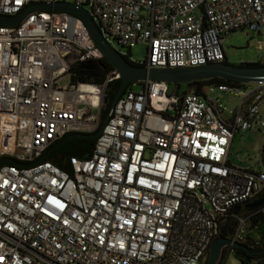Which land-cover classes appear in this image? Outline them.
Wrapping results in <instances>:
<instances>
[{"label": "built area", "instance_id": "built-area-1", "mask_svg": "<svg viewBox=\"0 0 264 264\" xmlns=\"http://www.w3.org/2000/svg\"><path fill=\"white\" fill-rule=\"evenodd\" d=\"M56 3L89 12L124 58L117 48L145 44L136 64L147 69L223 63L226 36L264 28V0H0V16ZM103 59L68 13L36 11L0 27V161H11L0 165V264H204L225 229L222 264L264 215V204L246 208L264 196V169L229 163L237 133L264 131V82L202 95L130 85L89 158H70L67 171L40 161L64 137L99 131L119 75L76 83L71 73L101 72ZM213 90L237 105L227 111Z\"/></svg>", "mask_w": 264, "mask_h": 264}, {"label": "water", "instance_id": "water-1", "mask_svg": "<svg viewBox=\"0 0 264 264\" xmlns=\"http://www.w3.org/2000/svg\"><path fill=\"white\" fill-rule=\"evenodd\" d=\"M36 11H53L58 13H68L79 18L87 27L90 38L101 52L103 58L112 66L113 70L119 75L120 87L114 97L111 104L109 114L101 125L99 131L92 135L74 134L64 137L53 149H56L63 143L72 139H85V140H97L115 107L117 101L122 97L126 89L133 84L140 82H163L168 85H177L176 92H179L181 85H188L194 82L208 81L213 79H221L229 82H233L239 85H249L253 83L264 82V67H247V66H234L225 63H213L198 67L189 68H159V69H147L145 67H137L129 64L127 60L122 57L117 51H115L103 38L99 28L91 18L89 12L84 8L75 7L68 3H56V4H36L28 8L23 13L14 16H0V27L15 28L24 18ZM81 76L87 77L89 80L91 77L100 78V75L94 73L93 65H82ZM107 102V100L105 101ZM49 155H44L40 161L46 159ZM11 162L9 159H3L0 161V165ZM264 204V196L257 202L246 205L247 209H256ZM240 208L236 207L233 210V214L237 215ZM227 232L225 229L221 231L220 238L214 240L209 247V254L204 264H217L221 250L224 246L229 245V241L226 239ZM235 257L240 264H250L248 259L239 258V249H243L241 246H235Z\"/></svg>", "mask_w": 264, "mask_h": 264}, {"label": "rangeland", "instance_id": "rangeland-1", "mask_svg": "<svg viewBox=\"0 0 264 264\" xmlns=\"http://www.w3.org/2000/svg\"><path fill=\"white\" fill-rule=\"evenodd\" d=\"M119 49L122 53L129 56L133 63H141L146 59L147 46L138 44L130 51ZM223 51L228 64L240 66L243 64H255L264 61V28L260 33L250 32L248 30L234 32L224 38ZM168 90H174L173 85H168ZM186 90V85L180 86V93ZM211 96L219 98L220 103L226 110H232L238 103V98L229 93H222L213 90ZM264 110V101L262 102ZM264 145V131H250L237 133L231 144L229 152V163L232 166L262 171V166L258 163L259 155ZM253 238H257L255 232L251 233ZM205 262V261H204ZM222 264H240L236 259L234 252L223 261Z\"/></svg>", "mask_w": 264, "mask_h": 264}, {"label": "trees", "instance_id": "trees-1", "mask_svg": "<svg viewBox=\"0 0 264 264\" xmlns=\"http://www.w3.org/2000/svg\"><path fill=\"white\" fill-rule=\"evenodd\" d=\"M125 59L127 60L129 64L133 66L142 67L130 61L129 56L125 57ZM223 63L228 64L226 59ZM100 65L102 67L101 73L103 75L107 72L113 71L112 66L105 59H103L100 62ZM240 66L264 67V61H260L255 64H243ZM81 72H82L81 66L78 65L73 69L71 73L76 83L88 81V79H85L83 76H81ZM90 81L95 82V83H100L102 81V78L101 79L100 78L91 79ZM173 86H174V91H175L177 85H173ZM219 86L241 87V85L233 83V82H229V81H225L221 79H213V80L194 82L192 84H188L186 85V90L182 93H185V94L195 93L198 95H202L206 88H217ZM119 87H120V81H115L110 86H108V89L106 91L107 103L102 112L101 124L104 122V120L107 117V114L111 108V104L114 100V97ZM95 143H96L95 140L72 139V140H69L63 143L56 149H53L55 145L58 144L56 143L52 145L50 148H48L43 153L42 157L46 155L47 153H49L45 161L51 162L57 167H59L60 169L67 171L69 168L67 164L68 160L72 157H76L81 160L89 158L94 149ZM261 166L264 169V145L261 150ZM232 225L233 223H230V226ZM249 230H254V232L257 235V238H253L250 234H248L245 244L241 245V247L245 251L243 255L245 254L249 255L247 259L251 262V264H264V215L256 214L250 222Z\"/></svg>", "mask_w": 264, "mask_h": 264}, {"label": "flooded vegetation", "instance_id": "flooded-vegetation-1", "mask_svg": "<svg viewBox=\"0 0 264 264\" xmlns=\"http://www.w3.org/2000/svg\"><path fill=\"white\" fill-rule=\"evenodd\" d=\"M94 73L95 74H97V75H100L101 76V72L99 71V70H97V69H94ZM85 79H87V77H84ZM90 79H96V78H94V77H91ZM98 79V78H97ZM53 151V150H52ZM238 252H239V254L241 255V257L243 258V259H247V257H249V255H247V254H245V255H243V253L245 252L243 249H239L238 250ZM240 256H239V258H241Z\"/></svg>", "mask_w": 264, "mask_h": 264}]
</instances>
